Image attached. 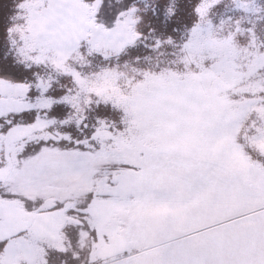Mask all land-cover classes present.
Wrapping results in <instances>:
<instances>
[{
	"label": "snow or ice",
	"instance_id": "snow-or-ice-1",
	"mask_svg": "<svg viewBox=\"0 0 264 264\" xmlns=\"http://www.w3.org/2000/svg\"><path fill=\"white\" fill-rule=\"evenodd\" d=\"M0 264H264V0H13Z\"/></svg>",
	"mask_w": 264,
	"mask_h": 264
},
{
	"label": "flooded vegetation",
	"instance_id": "flooded-vegetation-1",
	"mask_svg": "<svg viewBox=\"0 0 264 264\" xmlns=\"http://www.w3.org/2000/svg\"><path fill=\"white\" fill-rule=\"evenodd\" d=\"M0 3V25L6 20V17L11 14L13 0H2Z\"/></svg>",
	"mask_w": 264,
	"mask_h": 264
},
{
	"label": "rangeland",
	"instance_id": "rangeland-1",
	"mask_svg": "<svg viewBox=\"0 0 264 264\" xmlns=\"http://www.w3.org/2000/svg\"><path fill=\"white\" fill-rule=\"evenodd\" d=\"M1 1H2V0H0V3H2Z\"/></svg>",
	"mask_w": 264,
	"mask_h": 264
}]
</instances>
